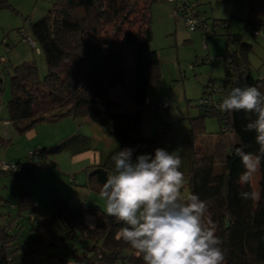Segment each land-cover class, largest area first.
Segmentation results:
<instances>
[{"label": "trees", "instance_id": "1", "mask_svg": "<svg viewBox=\"0 0 264 264\" xmlns=\"http://www.w3.org/2000/svg\"><path fill=\"white\" fill-rule=\"evenodd\" d=\"M156 1L53 0L47 13L30 24L33 41L45 58L46 73L40 79L33 62L12 67L6 121L22 132L44 120L87 116L119 143L134 146L141 154H154L156 148H164L160 135L143 133L151 71L159 64L157 52L150 48L151 6ZM250 3L253 14L264 15V0ZM4 4L5 0H0V7ZM210 25L214 33L216 26L224 23L213 21ZM226 40L229 48L221 55L224 77L219 90L227 95L234 87L255 86L264 92V76L253 77L248 71L250 45L238 34H227ZM116 88L120 89L118 94ZM218 100L202 95L199 115L190 118L191 164L181 196L195 193L207 203L216 235L223 241L224 264H264V162L259 169L261 198L242 200L239 192L253 188L249 184L242 189L238 183L243 166L234 148L247 145L245 151L257 153L259 145L255 132L244 130L248 122L245 112L221 111L214 104ZM206 115L216 116L219 131L213 140L197 144ZM0 140L6 142L5 138ZM59 149L57 144L39 147L35 155L45 161ZM13 163L19 167L17 172H0L19 176L22 172L31 174V169L37 167L20 160ZM112 172L102 166L93 167L85 186L99 194ZM104 209L87 202L70 204L54 187L49 188L44 207L27 190L14 200L3 201L0 197V218L6 219L4 224L0 222V260L6 256L10 260L0 264H33L31 260L19 261V251L46 245L61 247L75 262L85 264H144L142 254L118 239L126 225ZM28 213H43L46 217L30 222ZM87 213L95 217V230L84 221ZM53 218L63 227L60 236L54 233ZM13 220L16 224L7 229ZM29 232L33 235L25 238ZM77 236L81 240L78 247L73 243Z\"/></svg>", "mask_w": 264, "mask_h": 264}, {"label": "rangeland", "instance_id": "2", "mask_svg": "<svg viewBox=\"0 0 264 264\" xmlns=\"http://www.w3.org/2000/svg\"><path fill=\"white\" fill-rule=\"evenodd\" d=\"M190 1L197 3L196 7L203 12L209 24L217 21L223 22L224 26H216L214 33L203 38L199 31H190L185 26L181 15L173 16L175 2L157 0L152 4L150 48L157 52L159 64L151 71L153 78L147 92L149 105L143 114V133L147 136L160 135L164 148L169 152L177 151L179 155L190 151V118L199 115L200 97H212L213 100L222 97L219 90L223 87L224 77L221 55L229 48L227 34H238L243 42L250 45L247 52L248 71L253 77L264 76V15L250 11V0ZM52 2L5 0V4L0 7V57L5 59L4 62L0 59V138L6 139V142L0 140V168L2 164L16 160L26 163L28 154L39 148L35 143L42 140L51 143L57 139L56 131L60 128L58 121L35 123L30 128L33 131L31 136L27 134L29 129L20 132L10 121L7 125L1 123L7 118L6 103L10 97L12 67L24 61L33 62L40 79L46 73L44 55L35 42L37 49L27 40H33L30 24L44 16ZM202 40L205 47L202 46ZM159 104H162L160 111L151 109L153 105L160 108ZM82 117L85 116L70 118ZM202 125L198 134L200 136L197 135L195 140L197 144L213 140L219 131L216 116L206 115ZM49 157L52 158V155ZM50 166L47 160L45 167H33L32 174L22 172L16 176L0 172V197L3 201L14 200L22 190L29 188L34 192L37 202L44 207L50 188L46 184L49 182L47 178L52 175L50 173L47 177ZM28 168L31 169V166ZM258 182L259 170L250 183L253 191L259 192ZM5 207H2V211ZM0 222L4 224L5 217H1ZM32 235L29 232L25 238ZM73 243L81 244L80 237L77 236Z\"/></svg>", "mask_w": 264, "mask_h": 264}, {"label": "clouds", "instance_id": "3", "mask_svg": "<svg viewBox=\"0 0 264 264\" xmlns=\"http://www.w3.org/2000/svg\"><path fill=\"white\" fill-rule=\"evenodd\" d=\"M188 23L195 30L198 21ZM217 107L243 110L248 121L244 130L256 134L257 153L245 151L247 145L234 148L243 166L238 177L243 189L264 162V92L255 86L234 87ZM134 151L124 148L111 157L113 172L99 191L106 214L126 225L118 239L142 254L144 264H224L223 241L216 235L207 203L195 193L181 196L184 174L177 151L158 147L154 154L133 159ZM239 196L245 201L261 198L258 191L241 190ZM88 228L95 230V224L88 223Z\"/></svg>", "mask_w": 264, "mask_h": 264}, {"label": "crops", "instance_id": "4", "mask_svg": "<svg viewBox=\"0 0 264 264\" xmlns=\"http://www.w3.org/2000/svg\"><path fill=\"white\" fill-rule=\"evenodd\" d=\"M119 92L120 89L116 88V93L118 94ZM146 100L148 101L149 98L147 97ZM70 117L71 116H66L63 117V119L54 120L60 123V128L56 131L57 139L51 141V143H48L46 140L35 143L36 147L54 144L60 146L57 153L51 154L52 158H46L50 162V165H52L47 171V177L50 173L52 175L47 178L49 182L47 181L46 184H48L50 188H57L63 196L68 199L70 204L76 205L87 202L89 204H97L105 207L104 201L99 197V194L91 192L85 186V184H87L89 171L95 166H102L113 170L114 162L111 157L124 148L130 147L135 149L133 159L141 153L139 149L134 146L119 143L115 137L107 134L103 128L89 117L85 116L79 119H71ZM2 124L7 125L9 122L7 124ZM30 128H28V136L33 134ZM115 142L119 147H117ZM179 156L182 160L179 170L184 174L185 183L187 181L186 174L191 164V151L180 154ZM25 190L29 191L37 200L31 189L28 188ZM37 203L39 204V202ZM41 215L42 218L46 217L43 213H41ZM84 221L87 225L88 223H96L94 215L88 213L85 214ZM52 225L54 233L60 236L63 233V227L60 221L53 218ZM79 245L80 244H76V247ZM67 255L68 252L61 247L48 246L46 249L34 248L32 250L19 251L18 259L19 261L31 260L33 264H75L73 257ZM79 264L85 263L80 262Z\"/></svg>", "mask_w": 264, "mask_h": 264}, {"label": "built area", "instance_id": "5", "mask_svg": "<svg viewBox=\"0 0 264 264\" xmlns=\"http://www.w3.org/2000/svg\"><path fill=\"white\" fill-rule=\"evenodd\" d=\"M171 2H175V7L173 8L172 14L173 16H178L181 15L183 18V21L185 23V26L190 30V31H199V33H201L202 37L205 38L207 37V35L212 34V27L211 25L207 22L205 16L203 15V12L200 11L196 5L197 3H193L190 0H168ZM189 20H196L198 21V23L195 25V30H193L192 26L189 25L188 21ZM28 43L37 49V47L35 46V43L32 39L28 38ZM202 46L205 47V42L202 40ZM0 59L4 62L5 59L3 58V56L0 57ZM226 97V94L222 93V97L221 99L218 100V102H214L215 107L218 108L217 106L222 102V100ZM204 101V100H203ZM149 105V103H145V108H147V106ZM160 108H157V105H153L151 106L152 110H161L162 104H159ZM2 123L7 124L8 121L3 120L1 121ZM36 152H31L30 154H28L27 157V162L28 164H32L34 166H40V167H45L46 166V161L39 159L36 157ZM4 171L7 172H17L19 170V167L11 162L10 164H2L1 168ZM27 219L30 222H35L38 220L42 219V215L40 213H28L27 214ZM15 220L11 221L8 225H6L7 229H12L15 225ZM2 262L0 263H5V262H9V257H2L1 260ZM80 262H75V264H79Z\"/></svg>", "mask_w": 264, "mask_h": 264}, {"label": "water", "instance_id": "6", "mask_svg": "<svg viewBox=\"0 0 264 264\" xmlns=\"http://www.w3.org/2000/svg\"><path fill=\"white\" fill-rule=\"evenodd\" d=\"M31 172V171H30ZM29 173V171L27 172V174Z\"/></svg>", "mask_w": 264, "mask_h": 264}]
</instances>
